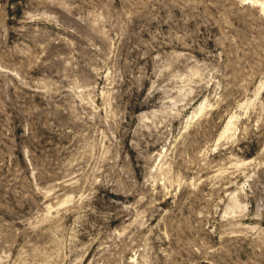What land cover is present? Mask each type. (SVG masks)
<instances>
[{"label":"rangeland","instance_id":"374dc122","mask_svg":"<svg viewBox=\"0 0 264 264\" xmlns=\"http://www.w3.org/2000/svg\"><path fill=\"white\" fill-rule=\"evenodd\" d=\"M0 264H264V0H0Z\"/></svg>","mask_w":264,"mask_h":264}]
</instances>
